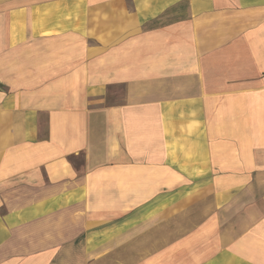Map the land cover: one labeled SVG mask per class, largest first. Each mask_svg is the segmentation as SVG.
I'll return each mask as SVG.
<instances>
[{"label":"crops","instance_id":"0c3cea01","mask_svg":"<svg viewBox=\"0 0 264 264\" xmlns=\"http://www.w3.org/2000/svg\"><path fill=\"white\" fill-rule=\"evenodd\" d=\"M0 264H264V0H0Z\"/></svg>","mask_w":264,"mask_h":264}]
</instances>
